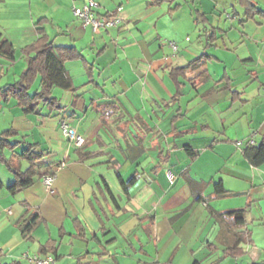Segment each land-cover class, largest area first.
Instances as JSON below:
<instances>
[{"label": "crops", "instance_id": "0c3cea01", "mask_svg": "<svg viewBox=\"0 0 264 264\" xmlns=\"http://www.w3.org/2000/svg\"><path fill=\"white\" fill-rule=\"evenodd\" d=\"M95 1L100 14L122 7L123 23L98 32L84 26L73 8L85 0H0V45L15 49L14 61L0 55V136L13 129L9 142H23L4 154L31 145L43 156L33 185L16 194L8 190L14 173L0 166V264H31L25 255L53 256V264H264V164L244 156L249 139L258 146L264 137V15L245 21L243 12L239 27L213 24L211 39L201 35L168 57L158 24L171 0ZM261 1L254 4L264 14ZM238 17L237 7L227 15ZM41 20L54 47L76 48L86 64L65 63L77 91L55 88L63 110L42 105L37 116L1 89L25 71L22 50L39 38ZM39 89L40 79L32 90ZM63 122L83 134V148L64 136ZM48 170L54 193L41 198ZM219 182L229 195H215ZM240 209L243 228L223 216ZM35 217L26 238L23 227ZM242 231L251 236L243 254L225 257Z\"/></svg>", "mask_w": 264, "mask_h": 264}, {"label": "trees", "instance_id": "16d2710c", "mask_svg": "<svg viewBox=\"0 0 264 264\" xmlns=\"http://www.w3.org/2000/svg\"><path fill=\"white\" fill-rule=\"evenodd\" d=\"M238 4L244 9L245 21L255 20L257 17L263 16V12L259 11L254 0H237ZM203 17V15H202ZM44 22L41 20L37 23V31L39 38L32 44L23 48V55L27 58V69L21 74L20 79L12 85H7L1 89L3 99L15 98L20 106L23 108L25 114L41 115L40 106L44 105L49 111H61L60 101L53 96V90L60 88L66 91L76 92L71 78L65 70V63L68 61L81 60L85 62L82 54L73 47H54L49 37L46 35L43 28ZM211 39V38H210ZM214 39V37H213ZM0 55L7 57L9 60H15V49L12 44L4 42L0 45ZM86 64V62H85ZM40 79V89L33 92L32 88L36 81ZM18 135V133L11 129L5 131L0 136V161L14 173L15 183L9 185L8 190L16 194L34 183L36 176V163L43 159L41 154H35L34 147L29 145L22 155H16L7 158L4 154L5 150L14 152L23 142H16L11 144L9 139ZM191 156L195 155L188 148ZM245 158L255 167H260L264 164V137L258 146H248L244 150ZM14 157L18 161H26L29 163V168L22 171L21 168L15 166ZM52 174L50 170L47 171ZM54 175V174H52ZM0 187L2 183L0 181ZM195 188V187H194ZM215 195L217 197H225L229 192L225 190L222 182L215 185ZM197 201L203 200L202 197H196ZM245 209L235 210L223 214L229 216L235 227L243 228L246 225ZM40 221L37 217L28 220L23 227V234L28 238L32 231L38 227ZM224 237V235H221ZM227 236V235H226ZM246 236L251 241L249 231H242L233 234L230 237L231 244L225 250V257H237L243 254V248L240 246L245 241ZM160 264V263H154ZM194 264H201L195 262Z\"/></svg>", "mask_w": 264, "mask_h": 264}, {"label": "rangeland", "instance_id": "374dc122", "mask_svg": "<svg viewBox=\"0 0 264 264\" xmlns=\"http://www.w3.org/2000/svg\"><path fill=\"white\" fill-rule=\"evenodd\" d=\"M136 2L139 3L140 0H136ZM260 5L264 8V2L261 1ZM234 7H237L241 12L242 18L240 19L238 17L233 21L232 19L227 18V15L233 13ZM164 12L167 14L164 15ZM243 12L244 11L241 10L239 6L235 5L234 0H171L170 2H163L161 13L164 17L159 21L158 30L162 31L164 40L167 44V46L164 47L166 55L171 57L174 54H181L185 46L197 45L202 38L201 35L204 36L203 38L206 42L211 34H213V24L222 23L227 27H231L232 24H234L235 27H239L242 25L240 21L244 19ZM203 13H208L210 23H206V21L204 22V18L201 15ZM159 17L160 16H158V18ZM257 19H259V17ZM254 22H256V20ZM253 24L254 23H250L249 26H253ZM239 31L240 30L235 29L230 36L233 39L238 37V35H240ZM186 37L189 38L188 41H186ZM171 44H176L180 49L179 52H177L178 50L174 51ZM243 52V48H239V54L243 55ZM213 69L218 73L221 72L220 76H222L224 71L223 66L213 64L211 70L213 71ZM263 91L262 97L264 102ZM0 166L4 167L5 165L0 161Z\"/></svg>", "mask_w": 264, "mask_h": 264}, {"label": "built area", "instance_id": "2783aa9c", "mask_svg": "<svg viewBox=\"0 0 264 264\" xmlns=\"http://www.w3.org/2000/svg\"><path fill=\"white\" fill-rule=\"evenodd\" d=\"M100 4L95 0H85L81 7H74L73 13L76 18L81 20L84 26H91L95 32L100 30H110L118 27L123 23L121 16L122 7H119L116 11L100 14L98 9ZM188 40V39H187ZM174 51H177L178 47L176 44H171ZM62 132L66 138H68L77 148H83L86 145V139L77 129L70 126L67 122L62 124ZM240 145L242 144L239 143ZM247 145L254 146L255 141L249 139ZM172 179V177H170ZM55 181V175L46 174L42 179V190L39 194L41 198H44L54 193L53 183ZM24 258L29 260L31 264H53L55 258L53 256L39 257V256H28Z\"/></svg>", "mask_w": 264, "mask_h": 264}]
</instances>
